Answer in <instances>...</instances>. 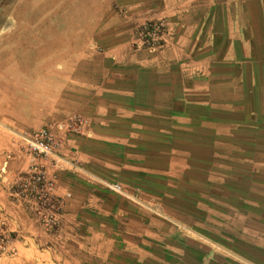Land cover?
Listing matches in <instances>:
<instances>
[{"label": "crops", "instance_id": "obj_1", "mask_svg": "<svg viewBox=\"0 0 264 264\" xmlns=\"http://www.w3.org/2000/svg\"><path fill=\"white\" fill-rule=\"evenodd\" d=\"M106 6L86 39L29 57L44 93L27 129L49 126L58 144V160L43 164L66 262L130 264L171 251L175 264H264V0ZM161 19L164 49H135L136 28ZM2 142L16 157L0 172V205L28 221L9 189L29 160L10 136ZM47 250L43 262L54 264Z\"/></svg>", "mask_w": 264, "mask_h": 264}, {"label": "rangeland", "instance_id": "obj_2", "mask_svg": "<svg viewBox=\"0 0 264 264\" xmlns=\"http://www.w3.org/2000/svg\"><path fill=\"white\" fill-rule=\"evenodd\" d=\"M108 1L0 0V144L3 146V156L0 154V160L4 157L2 166L0 165L1 174H6L10 163L14 162L16 157L8 145L9 142L6 144L2 142L5 134L11 137L14 145L17 141L20 158L29 160V166L31 164L25 147L16 136V133L21 132L33 133L27 129V123L31 122L27 115L31 108L29 105L34 99L41 98L44 93L41 83L42 70L32 66L35 59L31 60L29 57H42L49 52L58 51L60 44L68 46L81 34L86 39L90 32L91 20L105 15ZM75 24L81 25L75 27ZM47 127L51 128L49 126L45 128ZM29 166L17 175L16 182L9 189V197L11 203L29 210L32 216H28L30 219L28 221L15 218L0 205V264H46L43 262V255L47 253L48 248L54 249V253L49 252L54 264H69L66 261L70 257L61 247L60 240H57L61 225L60 209L57 225L51 229L46 226L45 216L51 214L46 211L47 208H38L34 202H29L15 193L22 174ZM1 174L0 180L3 178ZM57 200L60 207V200ZM39 209L45 210L43 214H39ZM210 228L213 232L212 237L218 239L221 231L218 221L216 224H210ZM222 231L225 235L232 232L224 225ZM183 240H179L180 246L186 243V240ZM152 254L141 262L131 256L129 262L130 264L177 262L171 251L157 253V256L155 252ZM82 262L98 264L97 260L84 257ZM196 264L200 262L196 261Z\"/></svg>", "mask_w": 264, "mask_h": 264}, {"label": "built area", "instance_id": "obj_3", "mask_svg": "<svg viewBox=\"0 0 264 264\" xmlns=\"http://www.w3.org/2000/svg\"><path fill=\"white\" fill-rule=\"evenodd\" d=\"M169 34V23L167 20L148 21L138 26L133 34V46L137 50L148 52H159L166 46V37ZM82 125L76 121L69 128L72 131L78 130ZM17 138L25 147L31 164L28 170L22 174L21 181L16 187V194L29 202H34L38 208L45 209L51 214L45 216L46 226L53 229L57 225V215L60 207L54 196L55 182L47 176L43 162L46 160H58V144L51 128H44L38 132L16 133ZM116 191L121 192V187L114 186ZM43 214L45 210H40Z\"/></svg>", "mask_w": 264, "mask_h": 264}]
</instances>
